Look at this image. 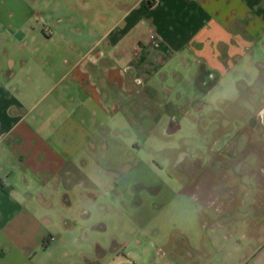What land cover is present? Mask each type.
<instances>
[{
	"label": "crops",
	"instance_id": "0c3cea01",
	"mask_svg": "<svg viewBox=\"0 0 264 264\" xmlns=\"http://www.w3.org/2000/svg\"><path fill=\"white\" fill-rule=\"evenodd\" d=\"M263 79L264 0H0V264H131L100 187Z\"/></svg>",
	"mask_w": 264,
	"mask_h": 264
},
{
	"label": "rangeland",
	"instance_id": "374dc122",
	"mask_svg": "<svg viewBox=\"0 0 264 264\" xmlns=\"http://www.w3.org/2000/svg\"><path fill=\"white\" fill-rule=\"evenodd\" d=\"M257 85L226 84L224 104L215 86L199 90L203 114L183 120L165 150L142 153L149 163L134 171L133 190L100 187L103 210L118 213L105 236L121 240L131 264H247L255 255L264 233V81Z\"/></svg>",
	"mask_w": 264,
	"mask_h": 264
}]
</instances>
